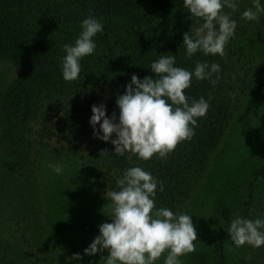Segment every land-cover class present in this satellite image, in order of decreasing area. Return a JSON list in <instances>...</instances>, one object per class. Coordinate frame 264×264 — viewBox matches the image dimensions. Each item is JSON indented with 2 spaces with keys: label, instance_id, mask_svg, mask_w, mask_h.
I'll return each mask as SVG.
<instances>
[{
  "label": "trees",
  "instance_id": "1",
  "mask_svg": "<svg viewBox=\"0 0 264 264\" xmlns=\"http://www.w3.org/2000/svg\"><path fill=\"white\" fill-rule=\"evenodd\" d=\"M238 3L231 13L237 29L224 56L198 52L189 58L182 37L199 22L188 13L183 0H0V66L9 69L8 78L0 84V213L18 214L28 236L16 242V247L0 242V264H52L42 251L44 246L29 233L36 211L33 173L45 159L73 156L90 166L95 192L106 205L109 201L104 194L132 166L142 167L163 184V192L156 193V207L181 211L177 204H195L212 191L211 170L202 173L203 184L193 193L191 182L206 168L225 130L240 117L246 98L264 96V62L255 63L252 55L255 49L262 55L264 42L257 37L264 32V22L242 19L240 13L252 3ZM89 15L103 23V31L94 37L96 51L81 60L79 79L66 82L60 69L63 45L74 41L81 20ZM246 34L253 45L242 51L231 44L235 37ZM168 53L176 54L177 66L189 70L197 60L220 65L215 86L193 80L185 90L194 99L211 97L206 115L198 118L193 137L179 142L166 158L154 155L145 161L132 153L114 155L110 142L93 136L91 106L102 102L106 115L118 118L116 95L123 94L133 74L141 79L153 76L149 63ZM253 179L263 180L255 204L256 214L264 216V164ZM252 192L253 188L250 198ZM46 205L48 200L43 203L45 211ZM55 233L45 230L44 237L53 239ZM225 239L232 243L228 235L219 233L214 245L220 264H225Z\"/></svg>",
  "mask_w": 264,
  "mask_h": 264
},
{
  "label": "clouds",
  "instance_id": "2",
  "mask_svg": "<svg viewBox=\"0 0 264 264\" xmlns=\"http://www.w3.org/2000/svg\"><path fill=\"white\" fill-rule=\"evenodd\" d=\"M251 3L240 16L260 24L264 0H251ZM183 5L199 22L194 31L183 34L181 45L185 55L190 58L199 52L223 57L237 29L231 13L237 10L238 0H183ZM225 8L231 12H225ZM102 31L103 23L94 16L81 20L77 37L63 45L60 69L64 81L79 79L80 62L96 51L94 37ZM148 67L153 76L141 79L133 74L123 94L116 95L118 118L115 114L106 115L102 102L91 106L89 125L93 136L110 142L114 155L132 153L145 161L154 155L158 159L166 158L179 142L190 140L198 118L204 117L210 107L211 97L194 99L185 90L193 80L208 81L215 86L221 71L218 63L207 60H197L192 70L177 66L176 54L171 53L159 54ZM49 167L59 175L65 165L54 162ZM115 185L104 194L109 201L106 216L111 222L98 225V235L83 250L84 255H99L107 250L105 264H156L166 252L163 264H182L180 257L196 250L195 242L199 241L192 216L156 207V193L163 192L164 186L155 176L140 166H132L122 172ZM227 235L235 247L264 246V216L250 219L235 215L227 222ZM225 247L231 251L228 245ZM73 258L79 260L80 254Z\"/></svg>",
  "mask_w": 264,
  "mask_h": 264
},
{
  "label": "rangeland",
  "instance_id": "3",
  "mask_svg": "<svg viewBox=\"0 0 264 264\" xmlns=\"http://www.w3.org/2000/svg\"><path fill=\"white\" fill-rule=\"evenodd\" d=\"M261 20L264 22V14H261ZM257 38L264 42V32H260ZM249 42H253L252 38L246 34L235 37L231 44L243 51L245 47L253 45ZM252 53L256 56L255 63L264 62V49L262 55L256 49ZM8 76V67L0 66V84ZM54 162L64 163L62 174H55L49 167ZM263 164L264 96L259 100L251 96L244 101L240 117L225 130L210 154L204 171L191 182L190 192L193 193L203 184L202 173L206 169L211 170L212 191L200 196L195 204H177V210L192 216L199 241L195 242L194 252L180 257L182 264H220L215 256L217 246L214 245L219 233L226 237L227 222L235 215L250 219L259 216L256 214L255 202L260 195L263 180L253 178ZM33 178L32 201L36 211L29 233L44 246L42 251L52 264H105L103 259L108 255L107 250L99 255L83 254V250L98 235V225L111 222L106 216L108 205L101 203L95 192L93 169L73 156H62L58 159H45L33 173ZM252 188L253 196L250 198L248 194ZM47 200L45 211L43 203H47ZM45 218L46 223L43 221ZM24 225V220L18 214L10 216L6 212L0 213V242L16 247V242H22L28 237L25 235L26 230L21 229ZM45 230L46 233L50 231V234H58L46 240ZM226 245L231 251L226 249ZM224 247L225 264H264V246L254 248L245 244L235 247L225 239ZM77 253L80 254L79 260L73 258ZM164 255L166 252L156 264H163Z\"/></svg>",
  "mask_w": 264,
  "mask_h": 264
}]
</instances>
